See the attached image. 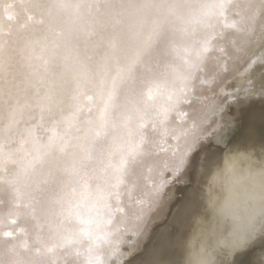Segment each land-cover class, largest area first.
Returning a JSON list of instances; mask_svg holds the SVG:
<instances>
[{
	"label": "snow or ice",
	"instance_id": "6c2138e0",
	"mask_svg": "<svg viewBox=\"0 0 264 264\" xmlns=\"http://www.w3.org/2000/svg\"><path fill=\"white\" fill-rule=\"evenodd\" d=\"M234 145L264 154V0H0V264H179Z\"/></svg>",
	"mask_w": 264,
	"mask_h": 264
},
{
	"label": "bare ground",
	"instance_id": "6f19581e",
	"mask_svg": "<svg viewBox=\"0 0 264 264\" xmlns=\"http://www.w3.org/2000/svg\"><path fill=\"white\" fill-rule=\"evenodd\" d=\"M28 23L21 18L12 26L22 31ZM225 205L226 214L220 215L216 209ZM257 209L264 216V154L253 155L242 145H234L224 151L220 168L213 169L201 185V209L186 228L179 264H231L249 240L264 234V219L257 220L254 230L244 231ZM12 227L32 233L35 221L21 215Z\"/></svg>",
	"mask_w": 264,
	"mask_h": 264
},
{
	"label": "water",
	"instance_id": "95a60500",
	"mask_svg": "<svg viewBox=\"0 0 264 264\" xmlns=\"http://www.w3.org/2000/svg\"><path fill=\"white\" fill-rule=\"evenodd\" d=\"M20 232V231H19Z\"/></svg>",
	"mask_w": 264,
	"mask_h": 264
}]
</instances>
